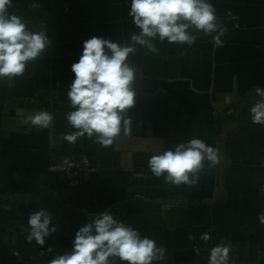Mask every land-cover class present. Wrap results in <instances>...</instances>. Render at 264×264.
I'll return each mask as SVG.
<instances>
[{
  "label": "crops",
  "instance_id": "1",
  "mask_svg": "<svg viewBox=\"0 0 264 264\" xmlns=\"http://www.w3.org/2000/svg\"><path fill=\"white\" fill-rule=\"evenodd\" d=\"M209 2L218 14L236 16L221 23L227 29L223 46L202 34L192 46L157 39L158 54L137 46L129 57L139 70L137 101L128 113L131 135L101 147L86 137L75 144L64 139L74 131L66 121L71 66L93 36L125 43L138 34L128 15L131 0H12L9 13L33 31L45 28L51 45L13 88L0 81V264H48L71 251L75 233L103 211L163 245L165 259L156 264H208L210 249L221 243L232 245L230 264H264L258 221L264 125L250 115L261 99L255 89L264 88V0ZM10 102L35 103V110L53 114V126L25 123L28 116L17 115ZM192 138L218 147L222 156L217 167L206 164L196 186L176 187L151 173V156ZM81 156L92 159L97 172L85 187L54 197L62 179L47 165ZM42 209L57 229L43 247L26 239L30 214ZM205 232L211 234L207 242L200 239Z\"/></svg>",
  "mask_w": 264,
  "mask_h": 264
},
{
  "label": "clouds",
  "instance_id": "2",
  "mask_svg": "<svg viewBox=\"0 0 264 264\" xmlns=\"http://www.w3.org/2000/svg\"><path fill=\"white\" fill-rule=\"evenodd\" d=\"M11 7L12 0H0V81L8 88H13L14 81L25 74L28 65L35 64L51 45L45 28L31 30L22 17L9 13ZM128 15L139 29L138 34H132L125 43L93 36L83 42L82 54L71 66L75 78L67 91L72 110L66 114V121L74 131L64 135L70 144L86 137L101 147H109L121 134L131 135L132 120L128 113L137 101L139 70L129 57L137 53V46L158 54L157 39L161 43L192 46L202 34L211 36L214 46L221 47L224 43L221 37L227 31L209 0H131ZM180 55H186V51ZM255 93L261 99L250 108L251 122L264 125V88L257 87ZM33 113L25 123L39 129L53 126L52 113L46 110ZM221 162L218 147L192 138L174 149L151 156L148 166L151 173L156 178L162 177L165 183L191 188L198 184L207 169ZM261 191L264 192V187ZM51 220L47 210L32 212L27 221V241H35L43 247L45 238L57 230L55 226L50 228ZM258 221L264 225V211ZM200 239L207 242L211 234L202 233ZM166 251L154 239L142 236L135 227L103 211L79 228L71 251L57 255L48 264H117V261L119 264H156L165 259ZM194 251L199 255V248ZM231 252V243L212 247L208 264H230Z\"/></svg>",
  "mask_w": 264,
  "mask_h": 264
},
{
  "label": "built area",
  "instance_id": "3",
  "mask_svg": "<svg viewBox=\"0 0 264 264\" xmlns=\"http://www.w3.org/2000/svg\"><path fill=\"white\" fill-rule=\"evenodd\" d=\"M216 15L220 23L230 22L236 19V16L230 10H226L221 14L216 12ZM97 170L98 168L95 162L86 156L75 159L65 158L62 161L50 162L47 165V171L62 179L59 190L54 192V197L58 195V192L71 194L76 189L85 187L89 184ZM133 175L137 177L143 176L140 172H134Z\"/></svg>",
  "mask_w": 264,
  "mask_h": 264
},
{
  "label": "water",
  "instance_id": "4",
  "mask_svg": "<svg viewBox=\"0 0 264 264\" xmlns=\"http://www.w3.org/2000/svg\"><path fill=\"white\" fill-rule=\"evenodd\" d=\"M7 107L15 108L16 114L19 116H29L31 114H34L33 111L35 109H39L38 105H35L33 102H10ZM67 195V194H65Z\"/></svg>",
  "mask_w": 264,
  "mask_h": 264
}]
</instances>
